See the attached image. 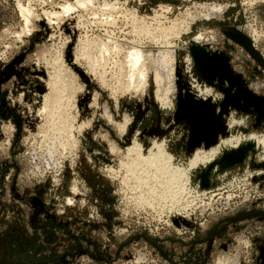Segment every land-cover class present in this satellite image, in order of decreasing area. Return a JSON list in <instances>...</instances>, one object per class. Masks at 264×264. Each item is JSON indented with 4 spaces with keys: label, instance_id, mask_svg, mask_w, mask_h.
<instances>
[{
    "label": "rangeland",
    "instance_id": "374dc122",
    "mask_svg": "<svg viewBox=\"0 0 264 264\" xmlns=\"http://www.w3.org/2000/svg\"><path fill=\"white\" fill-rule=\"evenodd\" d=\"M17 2L38 18L20 41ZM64 4L75 11L52 23L42 16ZM91 6L0 0V264H264V122L257 124V113L229 109L225 117L235 123L216 140L239 138L251 158L241 169L211 163L194 171L178 100L162 106L154 83L164 51L172 50L184 69L187 47L199 36L210 51L229 55L247 89L264 98V69L224 35L236 29L251 38L246 28H255L264 57V0H92ZM180 22L189 28L176 35L158 30ZM133 46L143 51L139 69L147 73L138 91L124 89L130 79L122 66ZM195 71L186 72L189 90L204 82ZM55 75L66 82L62 106L72 131L65 134L42 112ZM160 145L165 167L182 175L173 199L164 176L144 162Z\"/></svg>",
    "mask_w": 264,
    "mask_h": 264
},
{
    "label": "bare ground",
    "instance_id": "6f19581e",
    "mask_svg": "<svg viewBox=\"0 0 264 264\" xmlns=\"http://www.w3.org/2000/svg\"><path fill=\"white\" fill-rule=\"evenodd\" d=\"M50 1L51 0H49V2ZM74 3L78 7H86V6H89V5L91 6L92 5V0H74ZM245 4H248L250 6L253 5V4L251 5V3H248V1ZM16 6H17V10H18L20 19L23 22L22 29L20 28L21 29L20 33L15 34L16 41H20V39L22 37L29 35L30 32L32 31L33 22L37 18V15L33 12V10L28 5L25 6V5H22L20 2H17V5ZM91 8H93V7L91 6ZM73 10H74V8L70 4H64V5H61L60 6V12H55V11L47 12V11H44L42 13V16H44V18L49 23H52V20L53 19L59 20V19H61L63 17H66ZM137 23L144 24L143 23V20H140ZM188 28H189V26H188L187 23L186 24H181V22H180L175 28H172V30L166 29V28H162V29H158V30L159 31H163V32H168L169 35H176V32H179V30H184V29H188ZM175 29H177V31H175ZM246 29L248 30L251 38H249L247 34H244V31L243 30L242 31H238L236 29H232L231 31L224 32V35L228 39V38H230L229 37L230 32H232V33L235 32V33L242 34L243 36H245L250 41V43H251L252 47L254 48V50L256 51V53L261 57V55L259 54V52L255 48L256 47L255 46V43H256V40H257L256 38H259L258 37L259 33L253 27H249V28H246ZM199 40H200V37L199 36L196 37V38H194L190 42L189 46L187 47V52L189 53V56L190 57L188 56L189 58L186 60V63L184 64V69L185 70L184 69H181L179 66H177L178 64L176 65L177 62L173 58L174 52L172 50H170V51L169 50H166V51L163 50L164 51L163 56L162 57L160 56L161 57L160 60L158 59L159 60V63L161 64V68H159V66H160L159 65L158 66L159 69H157L156 71L154 70L156 72V75L154 74L155 75V78H154V81L155 82L154 83H156L155 85H157L156 97L159 100V102H161L162 106L164 104L165 105L169 104L171 102V100H173V101L176 102L177 101V96H180V100L186 101L188 103V106L187 107H177L176 108V112H177L178 119H179L178 121H180V124H181V126L183 128L184 137H185L184 144H183L184 147H185L184 149L185 150L187 149L189 151V154L194 155L189 160L190 161V167L194 171H196L197 168H199L200 171H201V167L204 166L205 164L206 165H210L211 163H214V164H217V163L218 164H221L222 163V165H223L224 164L223 158L226 155H228L231 152L236 151L237 149L242 148V145H241V142H240V139L239 138H234V139H231V140L228 139V140H224L222 142L216 140L217 139V136L221 132H223V126H225L228 122H231L233 124L235 123L233 121V119H230V117H227V116L225 117V115L227 114V111L229 109H232L233 108L236 111L240 112L239 110H241V104L237 108L234 107L233 105H228V104L225 105V107L223 108L225 113L222 115L221 121L219 123L220 129L214 135L213 140H211L210 142H207L205 139H203V140L200 141L199 144H196L194 146H189L188 145V139H189V133H190V120H189V117L188 116H193L196 111H200V109H201V107H202V105L204 103H207V104L210 105V107L213 110V118L214 119L219 118L221 116V110H222V107H223L222 105L224 103L225 92L227 90V83H226V81L223 84H221V83H219L218 79L216 78V79H214L211 82H207L206 80H204L201 77V75L197 71L196 65L194 63V60H193V57H192V54H191V49L192 48H199V49L201 48V49L205 50L206 52H208L209 54H212L214 52H217V53L222 54L223 56H225L227 58L228 62L229 61L231 62V57L229 55H227L225 52L218 51V49H213V50H216V51H210L209 48L211 49L213 46L201 44ZM226 43H228V42H226ZM167 44L168 43H165V47H167ZM234 44H236V43H234ZM104 45H103V48L102 49H103L104 52H106V54H108V48L107 49L104 48ZM114 45L115 46H112V47L116 48V50H117L118 46H120L118 44H114ZM236 45L242 47V45H239V44H236ZM227 47L230 50H234L235 51V47L233 45H229ZM125 53H127V55L125 56L126 57V62H127L126 64L127 65L124 63L125 66L123 65L122 67L123 68L125 67L124 70H127L126 72L129 74L128 79H130V81L128 82V84H126V83L124 84V87H125L124 89L125 90H130L133 87V88H136L137 89L136 91L140 90V88L142 90V88H145L147 86V73L145 72V69H142V68L139 69L142 66L143 61H144L143 60L144 59V53L141 50V48L140 47H137V46L131 47ZM89 55H91V54H89ZM146 56L147 55H145V57ZM262 57H261V59L264 60V57L263 58ZM230 62H229V67L233 71L234 69L232 67V63L230 64ZM59 63H60L59 61H54V63H52V65H55L56 68H57V69H55L56 70L55 72L57 74L60 72V69H58V68H61V66H59L60 65ZM92 63H93V61H92ZM89 64H90V62H89ZM92 66H93V64H92ZM142 67H144V66H142ZM190 67L196 69L195 73L196 74L198 73L200 75L201 79L205 83L203 82L202 85H198L197 83L196 84H192L193 83L192 82L191 83L192 85L191 84L189 85V87H190V90H189V89H187L188 81H187V77H186V72L188 71V69ZM90 68H91V66H90ZM154 69H156V68H154ZM51 79H52V81L49 83L50 93L47 96H45V98H44L45 99V102H44V108H43V111L42 112H49L50 115H51L50 117L53 118L55 120V122H56V126H57L56 129L60 130V132H62V133L65 134L67 132L72 131L71 130V124H70L71 121L69 122V119H71V117L69 118L67 116L68 113L66 114V112H68L69 110L66 111V109L64 108L65 106L64 107L62 106L63 102L65 101V97H64L65 95H64V93H65V90H66L63 84L66 83V82L64 80H62L59 75L58 76L55 75L54 78L52 77ZM194 82H195V78H194ZM245 86H246V84H245ZM66 88H67V86H66ZM193 95H194L195 98H193ZM169 105H171V104H169ZM176 106H177V103H176ZM72 107H74V106L72 105ZM251 112L255 113L251 108H249V113H251ZM48 115L49 114L47 113V116ZM256 122H257V124H259V123L261 124L262 122H264V118H258ZM48 124H49V122H48ZM54 131H55V129H54ZM58 135H59V133H58ZM256 138H255V136H249L248 137L250 143L253 142L254 144H257L259 142L258 141L256 143L254 141ZM203 144H205V146L208 147L206 149L207 151H205L203 149V147L201 146ZM183 145H182V147H183ZM227 146H229L230 149H228V148L226 149ZM160 148H161V145H160V147L159 146H154L150 150L148 157L147 158H144V162L148 166H150V167L155 166L156 167V170H157L156 172H158V174H161V175L164 176V177L163 176L162 177L167 181V183H166V186L167 187L166 188L168 190L169 197L173 199L180 192V190H182V186L179 183V181H180L179 178H181L182 175H181L180 172H178L179 170L178 171H173V169L172 170L171 169L169 170L168 167H165V164H166L165 160L168 159V157H166V156L163 155V153L161 152L162 151V148L161 149ZM134 149H132V150L136 152V150H134ZM222 149H224V150H222ZM181 150H182V148H181ZM181 150H180V152H181ZM136 154H138V153H136ZM251 154L252 153L246 154L244 160L241 163L237 164V165H239L237 167L238 168L240 167V169L243 168V166L245 165V163L247 161H249V159L251 158L250 157ZM189 157H190V155H189ZM206 165H205V167H206ZM222 165L220 166V168L223 167ZM188 167H189V165H188ZM218 168H219V166H218ZM202 171H203V168H202ZM164 179H162V180H164Z\"/></svg>",
    "mask_w": 264,
    "mask_h": 264
},
{
    "label": "water",
    "instance_id": "95a60500",
    "mask_svg": "<svg viewBox=\"0 0 264 264\" xmlns=\"http://www.w3.org/2000/svg\"><path fill=\"white\" fill-rule=\"evenodd\" d=\"M229 37L235 43L242 45L252 59L264 69V61L256 53L245 36L239 33H230ZM191 54L197 71L204 80L211 82L217 78L221 84L226 81L228 87L225 92L224 103L219 118H213V110L207 103H204L200 111H196L193 116H188L190 120L189 146L199 144L203 139L207 142L213 140L214 135L220 129L219 123L222 115L225 113L223 108L226 104L233 105L236 108L241 104L243 112H249V108H251L260 118H264V98L256 96L247 89L241 77L231 70L225 56L219 53L209 54L201 48H192ZM234 89L235 93L233 94L232 91ZM177 100L179 107L188 106L186 101L180 100V96H178ZM245 153L246 150L244 148L229 153L223 158L224 165L230 167L241 163L245 157Z\"/></svg>",
    "mask_w": 264,
    "mask_h": 264
}]
</instances>
